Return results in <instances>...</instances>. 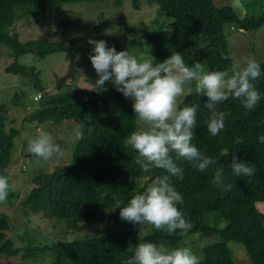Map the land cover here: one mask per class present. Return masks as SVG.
I'll return each instance as SVG.
<instances>
[{
    "label": "trees",
    "instance_id": "trees-1",
    "mask_svg": "<svg viewBox=\"0 0 264 264\" xmlns=\"http://www.w3.org/2000/svg\"><path fill=\"white\" fill-rule=\"evenodd\" d=\"M82 1L97 0H0V45L15 54L4 70L37 78L34 70L19 63L17 58L32 53L43 59L64 49L63 43L58 41H20L18 34L11 31L18 16L29 20L52 9L55 22L67 27L69 19L62 4ZM110 1L116 5L122 2ZM143 2L155 7V20L159 22V31L149 42L156 63L163 62L175 51L187 58L185 63L200 62L209 71L228 70L232 68V56L225 26L247 32L264 24L263 11L239 16L230 5L215 4L213 0H131L133 9H140ZM104 25L101 23L98 27ZM148 29L149 25L127 29L121 43L108 46H115L118 52L124 51L125 44L136 46L140 43L135 38L137 34ZM127 37L134 38L128 40ZM193 53H198L199 57L194 58ZM225 56L229 59H224ZM259 64L262 75L254 83L264 97V62ZM13 99L18 104L17 94ZM206 99L194 90L184 96L179 106L199 104L192 143L217 163L201 173L172 153L177 166L183 169L184 178L170 177V183L183 196L184 202L178 208L193 227L186 235H181L179 230L169 235L152 225H133L119 217L120 207L127 206L134 195L156 178L167 175L164 170L155 168L143 173L134 162L137 153L126 143L130 133L137 130L132 100L125 98L112 83L100 90L70 88L68 84L54 93L43 88L37 106L23 117V122L39 125L73 120L78 134L66 165H56L49 172L39 171L31 178L33 186L21 201L27 208L25 214L30 211L57 221L71 220L72 226L79 222H107L101 230L69 241L40 243H36L23 225L21 231H24L23 236L27 235L26 244L18 246V236L5 233L11 228L9 218L0 213V256L7 257L1 258L0 264H19L11 258L25 260L34 254L49 257V262L43 264H126L132 256L130 246L153 242L169 248L184 247V241L192 235L207 240L190 247L200 258V264H236L228 246L231 241L244 247L251 264H264V212L258 206L264 200V144L258 140L264 135V98L252 111L245 110L239 100L232 98L218 105L217 109L228 115L225 128L215 137L208 132L205 123L209 115L204 107ZM19 134V128L6 129L5 119L0 114V176L7 177L5 169L11 162ZM237 138L243 142L236 144ZM233 156L255 168V174L251 178L234 175ZM215 168L223 171L224 183L231 185L230 191H222L212 182ZM142 178L148 179L141 182ZM18 198L19 193L9 188L8 199L3 204L13 205Z\"/></svg>",
    "mask_w": 264,
    "mask_h": 264
},
{
    "label": "clouds",
    "instance_id": "clouds-1",
    "mask_svg": "<svg viewBox=\"0 0 264 264\" xmlns=\"http://www.w3.org/2000/svg\"><path fill=\"white\" fill-rule=\"evenodd\" d=\"M88 43L91 46L89 59L99 77L95 85L100 88L105 82H111L118 92L133 102L140 128L130 133L126 143L137 153L135 164L143 173L154 168L167 173L134 195L127 206L120 207V219L133 225L149 224L169 235L178 230L181 235H186L193 226L178 208L184 202L183 196L170 183L173 176L183 180L184 172L177 166L172 153L201 173L213 168L217 161L205 156L192 143L200 106H179L184 86L195 82V92L207 98L204 107L209 115L205 123L208 132L215 137L225 128L228 115L219 111L218 105L232 98L239 100L245 110L252 111L264 98L254 83L262 75L260 64L249 59L244 66L209 71L200 62L189 66L175 51L163 62L156 63L153 57L140 60L129 51L118 52L105 40L89 39ZM258 140L264 144V135ZM242 142L240 138L235 140L236 144ZM27 151L44 160L63 155L60 145L54 143L51 134L43 129L28 142ZM231 167L236 176L251 178L255 174V168L236 156L232 158ZM212 182L222 191L231 190V185L224 183V174L219 168L214 169ZM9 188L8 178L0 176V203L7 201ZM128 250L132 256L126 264H200V258L187 246L169 248L163 243L142 242Z\"/></svg>",
    "mask_w": 264,
    "mask_h": 264
},
{
    "label": "rangeland",
    "instance_id": "rangeland-1",
    "mask_svg": "<svg viewBox=\"0 0 264 264\" xmlns=\"http://www.w3.org/2000/svg\"><path fill=\"white\" fill-rule=\"evenodd\" d=\"M213 1L215 4L230 5L239 16L250 11L264 12V0ZM62 6L69 19L67 27H61L55 22V11L52 9L40 12L35 18L31 17L29 20L24 16H18L11 27V31L18 34L20 41L39 39L63 43L62 51L47 55L43 59L32 53H26L17 58L19 63L31 67L37 78L31 74L23 76L18 73L6 72L4 67L13 61L15 54L11 49L0 45V114L5 119L7 130L10 127L20 129V134L15 139L12 150L11 162L5 169L10 188L19 193V198L13 205L0 203V213L9 218L11 228L5 233L12 237L18 236L16 237L18 246L26 244L25 237L27 235L23 236L24 231H21L23 225L29 229L30 235L35 237L36 243H40L51 240L69 241L83 234L99 231L107 222V220L101 223L79 222L72 226L71 220L57 221L42 213L30 211L25 214L27 208L22 205L21 201L33 186L31 178L39 171L49 172L56 165H66L70 160L73 144L78 134L77 125L73 120H64L59 124L46 122L39 125L36 122H23V117L37 106L33 97L38 92L41 93L38 84L49 93L56 92L59 78L69 70V55L72 54L74 71L62 87L68 84L70 88L100 90L111 82H105L100 88L95 85L99 77L89 59L91 53L89 39L105 40L108 45L121 43L123 33L127 32V29L144 28L149 25L150 29L135 37L140 43L136 46L125 44L124 51H129L131 55L140 60H150L152 57L154 58V53H152L149 42L159 31V22L155 20V7L144 2L138 10L133 9L131 0H122L120 5H116L110 0H97L64 3ZM101 23H105V25L99 28L98 25ZM224 31L232 56V68L244 66L249 59H254L258 63L264 62V24L256 30L247 32L226 25ZM127 38L132 40L134 37ZM181 55L184 57L183 54ZM193 55L194 58L199 57L198 53L197 55L193 53ZM186 64L191 66L194 63L187 62ZM194 90L195 82L186 84L184 94L179 98V101ZM15 94L18 95V104L13 101ZM135 120L138 130L140 121L136 119V114ZM39 129L51 134L53 142L60 145L63 151L62 156L54 155L53 158L44 160L27 151L28 142L37 135ZM145 179L148 178H142L141 182ZM258 206L264 212V200L259 202ZM206 241L199 239L198 235H192L184 241L183 246L194 247L196 243L200 245ZM228 246L236 264H251L240 243L231 241ZM1 258L7 257L0 256V260ZM11 260L19 264H43L49 262L50 259L46 255L34 254L29 259L19 260L17 257H13Z\"/></svg>",
    "mask_w": 264,
    "mask_h": 264
},
{
    "label": "water",
    "instance_id": "water-1",
    "mask_svg": "<svg viewBox=\"0 0 264 264\" xmlns=\"http://www.w3.org/2000/svg\"><path fill=\"white\" fill-rule=\"evenodd\" d=\"M69 59H70V64H69V70L67 71V73H65L64 75H62L59 80H58V84H57V90H60L62 85L66 82V80L68 79V77L73 73L74 71V63H73V55L70 54L69 55ZM39 89L40 91L43 89L39 84ZM154 178V176H152L149 180L151 181Z\"/></svg>",
    "mask_w": 264,
    "mask_h": 264
},
{
    "label": "built area",
    "instance_id": "built-area-1",
    "mask_svg": "<svg viewBox=\"0 0 264 264\" xmlns=\"http://www.w3.org/2000/svg\"><path fill=\"white\" fill-rule=\"evenodd\" d=\"M39 97H40V94H37V95L34 97V99H35V100H38Z\"/></svg>",
    "mask_w": 264,
    "mask_h": 264
}]
</instances>
